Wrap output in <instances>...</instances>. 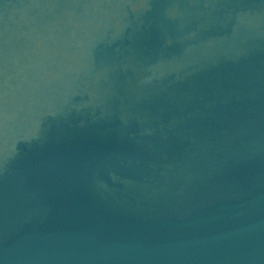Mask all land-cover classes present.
<instances>
[{"label":"water","instance_id":"obj_1","mask_svg":"<svg viewBox=\"0 0 264 264\" xmlns=\"http://www.w3.org/2000/svg\"><path fill=\"white\" fill-rule=\"evenodd\" d=\"M0 264H264V0H0Z\"/></svg>","mask_w":264,"mask_h":264}]
</instances>
